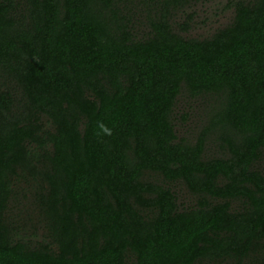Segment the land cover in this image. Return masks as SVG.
I'll list each match as a JSON object with an SVG mask.
<instances>
[{"label": "trees", "instance_id": "obj_1", "mask_svg": "<svg viewBox=\"0 0 264 264\" xmlns=\"http://www.w3.org/2000/svg\"><path fill=\"white\" fill-rule=\"evenodd\" d=\"M211 1L0 0V264H264V0Z\"/></svg>", "mask_w": 264, "mask_h": 264}, {"label": "rangeland", "instance_id": "obj_2", "mask_svg": "<svg viewBox=\"0 0 264 264\" xmlns=\"http://www.w3.org/2000/svg\"><path fill=\"white\" fill-rule=\"evenodd\" d=\"M222 1H211L203 3L194 8L196 12L195 23L196 27L192 32V36H206L212 32L214 28L219 25H223L227 22L228 17H230L231 12L225 11L221 12L220 9L223 6H220ZM183 200L186 203V200H189L187 196H183Z\"/></svg>", "mask_w": 264, "mask_h": 264}, {"label": "clouds", "instance_id": "obj_3", "mask_svg": "<svg viewBox=\"0 0 264 264\" xmlns=\"http://www.w3.org/2000/svg\"><path fill=\"white\" fill-rule=\"evenodd\" d=\"M101 128L104 129V131L108 134V135H111V129L107 128L105 125L101 124L100 125Z\"/></svg>", "mask_w": 264, "mask_h": 264}]
</instances>
